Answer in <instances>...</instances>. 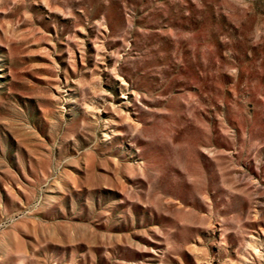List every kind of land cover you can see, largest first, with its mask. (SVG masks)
<instances>
[{
    "label": "rangeland",
    "instance_id": "obj_1",
    "mask_svg": "<svg viewBox=\"0 0 264 264\" xmlns=\"http://www.w3.org/2000/svg\"><path fill=\"white\" fill-rule=\"evenodd\" d=\"M0 264H264V0H0Z\"/></svg>",
    "mask_w": 264,
    "mask_h": 264
}]
</instances>
